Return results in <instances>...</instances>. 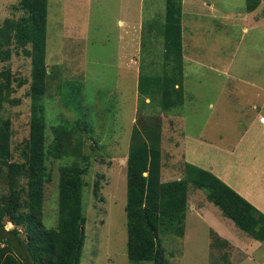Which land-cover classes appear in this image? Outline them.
Here are the masks:
<instances>
[{
    "label": "rangeland",
    "instance_id": "rangeland-1",
    "mask_svg": "<svg viewBox=\"0 0 264 264\" xmlns=\"http://www.w3.org/2000/svg\"><path fill=\"white\" fill-rule=\"evenodd\" d=\"M210 1L212 8L200 7V4ZM191 2L188 1V8L183 5V31L194 44L196 54L192 58L198 62L193 61L186 66L184 103L167 111L158 110V100L150 105L154 109L147 105L139 106L137 93L139 76L150 74L159 78L166 69L162 35L165 0L47 2L48 76L42 99L45 146L51 144L55 136L52 126L58 124L78 128H75L76 135L82 142L80 157L46 158L50 181L44 186L42 222L46 228L57 224L59 167L71 163L86 166L83 174L86 185L81 194L85 238L80 264H131L126 253L124 206L126 158L133 125L139 129L158 125L162 164L160 180L167 182L180 178L184 173L182 152H172L178 148L174 146L179 143L182 128L196 133L202 131L211 139L215 131L216 134H224L227 137L221 139L224 145L234 143L237 133L247 124L248 111L234 110L225 106L228 100L215 97L218 94L217 84L214 85L215 73L210 69L201 71L198 63L213 67L217 60L229 62L233 58V64L241 63L244 68L255 69V63L262 66L264 21L245 33L237 18L243 14L247 0H196L193 7ZM24 14L19 0H0V24L6 18L18 19ZM187 18L192 20L193 32L189 23L185 25ZM120 20L131 25L130 31L133 26L142 25L141 39L136 38L139 52L136 51L131 58L136 65L135 71L129 70L125 63L124 39L120 36L126 37V28L122 31L118 24ZM11 48L9 60L0 61V71L6 67L10 69L14 91L0 109V121L8 119L11 126V157L7 162H20V150L29 136L30 58L23 54L21 47L13 44ZM235 49H238L237 53H234ZM240 59H245L244 63ZM22 79L26 81L18 86L17 82ZM227 81L229 87L238 85L232 79ZM181 116L185 120L178 121ZM74 138L75 135L71 137L73 144L76 143ZM0 168V193H6L8 167L2 164ZM95 181L99 184L96 194L93 191ZM25 183V178L20 179L19 185L25 186ZM187 203L184 235L178 237L162 230L159 232L170 264H262V249L254 253L250 250L243 255L235 249L236 244H240L238 238L231 234L219 235L220 230L217 229H223L227 224L228 233L250 238L207 199L203 189L189 184ZM5 224L6 228L13 226L8 221Z\"/></svg>",
    "mask_w": 264,
    "mask_h": 264
},
{
    "label": "trees",
    "instance_id": "trees-1",
    "mask_svg": "<svg viewBox=\"0 0 264 264\" xmlns=\"http://www.w3.org/2000/svg\"><path fill=\"white\" fill-rule=\"evenodd\" d=\"M47 2L19 0L25 14L18 19L6 18L0 24V61L9 60L13 44L21 47L23 54L30 58L31 99L29 136L20 150L22 161L7 162L11 157V126L8 119L0 121V167L2 164L8 167V191L0 193V264H80L85 238L81 194L86 185L83 179L86 166L71 163L59 167L57 224L46 228L42 222L44 186L50 181L45 160L67 155L80 157L82 142L76 135L78 128L58 124L52 126L55 136L51 144L45 146L42 99L48 76ZM181 2L165 0L162 35L166 69L159 78L150 74L139 76V106L153 108L150 105L158 100V110L167 111L183 102ZM262 2L264 4V0H247L245 9L252 11ZM25 81L22 79L17 85L21 86ZM13 91L10 69L6 67L0 71V109ZM157 126L139 129L133 125L131 131L124 206L126 253L131 264H170L159 232L162 230L178 237L184 235L189 184L203 189L207 199L252 239L264 242V213L211 171L185 163L180 178L167 182L160 180ZM73 135L75 144L71 140ZM22 178L26 179L25 186L19 185ZM98 188V181H95L94 194ZM7 221L13 224L11 228H6Z\"/></svg>",
    "mask_w": 264,
    "mask_h": 264
},
{
    "label": "crops",
    "instance_id": "crops-1",
    "mask_svg": "<svg viewBox=\"0 0 264 264\" xmlns=\"http://www.w3.org/2000/svg\"><path fill=\"white\" fill-rule=\"evenodd\" d=\"M187 1V3H186ZM189 0H182V63H183V78H182V94L183 102L185 101V90L183 87V79L185 77V70L187 64L198 62L192 57L196 54L194 51V44L190 43L191 38L184 36V24L183 15H185V8L183 5H187ZM191 7L196 5V0H191ZM186 3V4H185ZM212 8V2H205L200 4V7ZM211 17L215 18L214 15ZM238 24L245 33L249 30L257 28L264 21V4L260 3L252 11L244 9L243 14L238 19ZM192 20L187 18L185 25L189 23L190 30L192 31ZM191 23V24H190ZM119 27L125 30L126 35L122 42L123 52L125 58H127L126 66L129 70L135 71L136 65L133 64L131 58L136 51V38L141 39L142 25L139 23L137 28L133 26L130 31L131 25L125 24L123 20L118 22ZM188 26V28H189ZM193 32V31H192ZM140 35V36H139ZM185 40H188L186 42ZM140 43V42H139ZM141 44V43H140ZM238 49L234 50L237 53ZM137 52V53H138ZM264 51L261 52V54ZM255 55V53H253ZM256 55H260L256 53ZM263 55V54H262ZM244 57V56H242ZM245 59H240V62L244 63ZM262 66H258L259 63H255V69L243 66V64H233L234 59L230 58L229 62L217 60L213 65H207L203 62L198 63V68L210 69L215 74L214 85L217 84L215 89H218V94L215 97H219L222 100H228L229 106L234 110H247V124L241 132L237 133L234 143H224L221 141L222 137H227L223 134H216L214 137H206L201 133L189 131L182 128V134L180 135L179 143L174 147H178L172 152H182V156L185 160L184 163H191L203 169L209 170L252 203L257 209L264 213V56H262ZM202 75L200 76V78ZM224 77V79H222ZM227 79H232L238 85L229 87ZM256 80V81H254ZM243 84V85H240ZM244 95L247 98L244 99ZM220 102V99H219ZM181 104V105H182ZM211 105V103H210ZM176 109V108H175ZM235 114V113H234ZM182 115V114H181ZM240 117L242 115L240 114ZM178 121L185 120V117H178ZM183 124V123H182ZM227 141V140H223ZM233 142V141H232ZM162 168V164H161ZM220 227V223L218 225ZM224 228L220 230L219 235L225 237L228 234L235 236L239 239L240 244H236L235 249L238 253H253L262 249L263 255L261 263L264 264V247L262 242L250 238H245L239 233L232 234L227 232V224L223 225ZM252 258V257H251ZM253 260V259H252Z\"/></svg>",
    "mask_w": 264,
    "mask_h": 264
}]
</instances>
